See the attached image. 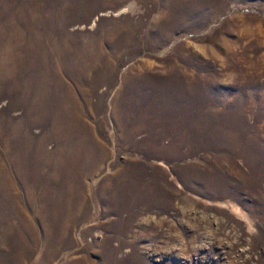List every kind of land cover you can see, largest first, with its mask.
Returning a JSON list of instances; mask_svg holds the SVG:
<instances>
[{"label": "rangeland", "instance_id": "1", "mask_svg": "<svg viewBox=\"0 0 264 264\" xmlns=\"http://www.w3.org/2000/svg\"><path fill=\"white\" fill-rule=\"evenodd\" d=\"M0 264H264V0H0Z\"/></svg>", "mask_w": 264, "mask_h": 264}, {"label": "bare ground", "instance_id": "2", "mask_svg": "<svg viewBox=\"0 0 264 264\" xmlns=\"http://www.w3.org/2000/svg\"><path fill=\"white\" fill-rule=\"evenodd\" d=\"M12 220V219H11ZM58 237V235H56V237H52V236H49V237H47V235L45 236V240L47 241V243L49 242H51V243H53L54 241H55V239ZM60 237V236H59ZM30 238H31V236H30ZM33 238V237H32ZM47 238V239H46ZM32 241V243L34 244L33 246H31L30 244L28 245H22V248L24 249V250H21V245H20V243H19V245H18V247H19V249H20V251H19V254L20 253H22L21 251H24L25 253H26V251H28V249H29V251H31V249L30 248H32V250H33V248H35V247H38L40 244H39V242H38V240L37 241H35L34 240V238L31 240ZM49 244V245H52V244ZM53 245H54V243H53ZM54 246H57V244L56 245H54ZM54 252H56V251H54Z\"/></svg>", "mask_w": 264, "mask_h": 264}]
</instances>
